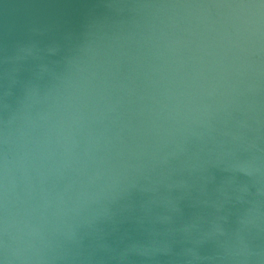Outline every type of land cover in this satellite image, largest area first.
Returning a JSON list of instances; mask_svg holds the SVG:
<instances>
[{
  "label": "clouds",
  "instance_id": "obj_1",
  "mask_svg": "<svg viewBox=\"0 0 264 264\" xmlns=\"http://www.w3.org/2000/svg\"><path fill=\"white\" fill-rule=\"evenodd\" d=\"M0 264H264V0H0Z\"/></svg>",
  "mask_w": 264,
  "mask_h": 264
}]
</instances>
